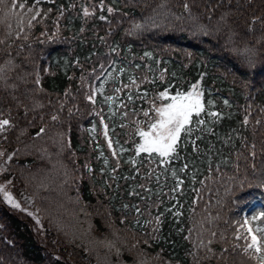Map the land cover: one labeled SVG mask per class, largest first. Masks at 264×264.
Masks as SVG:
<instances>
[{
  "label": "trees",
  "instance_id": "16d2710c",
  "mask_svg": "<svg viewBox=\"0 0 264 264\" xmlns=\"http://www.w3.org/2000/svg\"><path fill=\"white\" fill-rule=\"evenodd\" d=\"M15 2L0 183L28 211L0 192V264H260L236 236L264 235V0H25L31 27ZM195 84L176 153L137 155L144 101Z\"/></svg>",
  "mask_w": 264,
  "mask_h": 264
},
{
  "label": "snow or ice",
  "instance_id": "6c2138e0",
  "mask_svg": "<svg viewBox=\"0 0 264 264\" xmlns=\"http://www.w3.org/2000/svg\"><path fill=\"white\" fill-rule=\"evenodd\" d=\"M0 3H4V0H0ZM36 3H39V0H36ZM13 8H16V2L14 0V3L12 5ZM185 8L187 9V5H185ZM19 9L24 13V15H27L28 13H32L35 11V15H32L31 18L28 20L29 27L32 26V21H35L36 18L40 15L39 9L35 8V6L28 7L26 6L25 0H19ZM26 9V11H24ZM108 11L111 13L112 9L109 8ZM85 14L87 15V10H85ZM103 19V17H101ZM21 22V32L23 29V16L20 17ZM139 27V25H137ZM39 77L37 78L36 83L39 84ZM135 83V81H133ZM103 87V85H101ZM119 91V90H117ZM95 94V92H94ZM94 94L89 96L88 99L90 101H94ZM161 96H167V93H162ZM109 101L113 99V97L109 96L107 97ZM171 103H168L167 105L163 107H158L155 109V112L159 119L156 120L155 123H152L150 125L151 132H145L140 131L139 135L143 138L142 142L138 144L136 148V154L139 155L141 152L146 153H157L158 156L162 158H170L173 153H176L177 151V145L180 141L181 134L185 133L187 135H190L193 131L191 127H188L191 123H193V115L196 117H199L202 112L205 111V105L203 102V92L199 90V85L195 84L193 85V88L191 91L187 93L177 92L175 95H172L170 97ZM211 104V101L208 102ZM228 102L225 101V104ZM209 114L212 116H218L219 114L216 112L209 111ZM144 115L147 117L148 112L145 111ZM56 117L53 116V120H55ZM200 124H204V120L198 121ZM247 122V119H245V123ZM101 123H103V119L101 120ZM10 124L9 120L3 119L0 120V131H4L6 126ZM108 125L105 124V137H108ZM44 130L41 129V132ZM112 141L109 140V148H112ZM123 151V149H121ZM4 154L0 152V156H3ZM103 155V153H101ZM113 155H116V152L113 151ZM11 156H9L7 159L11 160ZM162 164L167 163V159H162L160 161ZM105 164H107V160H105ZM133 164H135V161H133ZM187 167V165H185ZM2 170V169H0ZM183 171V169H182ZM9 183H11L9 181ZM183 184L182 180H177L176 187L173 189L174 191L178 190L180 188V185ZM0 191L4 192V200L12 207L19 209L21 206L19 203H17L12 195L7 192L3 187H0ZM140 209L137 208V212L139 213ZM178 214V213H177ZM31 215V213H29ZM262 219L264 220V212L260 214L259 217H253V219ZM157 223H159V217L156 218ZM245 224L248 223L247 217H245ZM242 227V225H241ZM248 236H250V240L247 236L237 235L236 240H244L245 244L243 247V251L245 253H248L251 255L252 253H255L256 255L253 256L254 259H257L260 264H264V235L257 236L255 233H253L251 227L248 228ZM236 247H240V245H236ZM227 251V249L225 250Z\"/></svg>",
  "mask_w": 264,
  "mask_h": 264
},
{
  "label": "rangeland",
  "instance_id": "374dc122",
  "mask_svg": "<svg viewBox=\"0 0 264 264\" xmlns=\"http://www.w3.org/2000/svg\"><path fill=\"white\" fill-rule=\"evenodd\" d=\"M92 5H90L91 7ZM193 87L190 88L189 91L192 90ZM187 91V92H189ZM167 93V96L166 97H162L161 95H154L152 98L148 99V100H145L144 101V104L140 107L141 111L139 112V116L137 117L138 120H139V124L137 127H135V129H138L137 132H140V131H145V132H151V128H150V125L152 123H155L157 119H159V117L157 116L156 112H155V109L158 108V107H163L165 105H167L168 103H171V99L170 97L172 95H175L176 92H172V93H169L167 91H164L163 93ZM185 92V93H187ZM183 93V92H182ZM166 98V99H165ZM147 111L148 112V116L146 117L144 115V112ZM152 112V113H151ZM142 137L139 135V140H138V144L142 142ZM138 146V145H137ZM1 151V149H0ZM157 154V153H156ZM2 156H0L1 158ZM1 161V160H0ZM0 187H3V184L0 183ZM4 188V187H3ZM5 189V188H4ZM7 192H9L13 199L19 203V205L21 207H25V211H28V204H27V198L25 196L21 197V199H17L15 198V196L9 191V189H5ZM1 192V191H0ZM1 196L2 198L4 199V192H1ZM23 198V199H22ZM26 200V201H25ZM37 218V217H36ZM35 222L38 223V221L35 219Z\"/></svg>",
  "mask_w": 264,
  "mask_h": 264
}]
</instances>
